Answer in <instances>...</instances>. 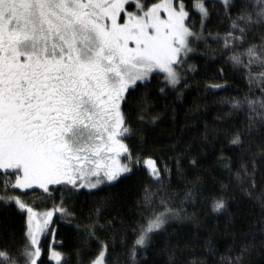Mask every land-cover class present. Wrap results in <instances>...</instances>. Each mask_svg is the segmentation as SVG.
<instances>
[{
    "label": "trees",
    "instance_id": "trees-1",
    "mask_svg": "<svg viewBox=\"0 0 264 264\" xmlns=\"http://www.w3.org/2000/svg\"><path fill=\"white\" fill-rule=\"evenodd\" d=\"M178 1L193 32L191 51L178 64L179 84L170 87L156 73L123 101L131 159L123 157L131 171L96 190L0 189L40 215L65 209L54 212L39 264H55L48 257L54 250L60 264H92L104 246L106 264H264V67L247 55L249 48L264 53L259 4L203 0V19L196 0ZM217 200L224 202L219 211ZM156 216L162 226L136 245ZM26 221V210L0 201V251L18 264Z\"/></svg>",
    "mask_w": 264,
    "mask_h": 264
},
{
    "label": "snow or ice",
    "instance_id": "snow-or-ice-1",
    "mask_svg": "<svg viewBox=\"0 0 264 264\" xmlns=\"http://www.w3.org/2000/svg\"><path fill=\"white\" fill-rule=\"evenodd\" d=\"M257 2V16L264 20V0ZM129 4L136 11H128ZM194 7L207 17L202 0ZM187 17L183 3L177 9L173 0L151 6L143 0H0V189L95 188L131 171L120 161L131 159L121 104L129 89L153 72L178 83L173 65L191 50L188 37L193 36ZM247 55L264 67V53L249 48ZM233 60L240 63L239 57ZM146 165L158 177L155 162ZM0 201L28 212L20 257L23 264H37L39 237L54 212L65 209L43 213L41 223L17 196L0 195ZM213 207L219 211L224 202ZM162 223L160 216L150 219L136 245L143 246ZM105 252L93 264H104ZM51 259L60 264L62 257L54 250ZM0 264L18 261L0 251Z\"/></svg>",
    "mask_w": 264,
    "mask_h": 264
},
{
    "label": "rangeland",
    "instance_id": "rangeland-1",
    "mask_svg": "<svg viewBox=\"0 0 264 264\" xmlns=\"http://www.w3.org/2000/svg\"><path fill=\"white\" fill-rule=\"evenodd\" d=\"M216 1L223 2V3H227V2H228V0H227V2H225V0H216ZM160 2H161V1H160ZM196 2H197V0L195 1V3H196ZM202 2H203V4H204V7L206 8V4H205V2H204L203 0H202ZM179 3H181V2L178 1V0H173V6L176 7L177 9H178V7H179ZM195 3H194V5H195ZM194 5H193V9H194L195 11H197V10L195 9ZM126 9H127L128 11H136L135 6H134L133 4L126 5ZM185 11H186V10H185ZM197 12H198V11H197ZM160 15H161V18H162V19H166V18H167L166 13H164L163 11L160 13ZM122 16H123V14H122ZM185 24H186V26H188V25H187V19L185 20ZM189 30H190V29H189ZM190 31H191V30H190ZM192 38H193V36L188 37V47H189L190 49H191V40H192ZM130 46H134V45H130ZM190 51H191V50H190ZM190 51L182 52V53L180 54V58H179V60L181 61V60H183V59H186L187 56H188V54L190 53ZM178 64H179V63L173 65V68L176 70L177 77H178V83H176L175 85L169 83L168 80L165 78V77H166V74H165V73H162V72H153V73H151V74L149 75V77H148L146 80H144V81L149 80L153 74L161 73V74H163V76H164L166 82L168 83V85H169L170 87H176V86L179 84V82H180V77H179V72H178ZM144 81H142V82H144ZM140 82H141V81H138L137 83H140ZM130 89H131V88H130ZM122 105H123V102H122V104H121V110H122ZM124 159H125V158H124L123 156L120 157V161H121V163H124ZM146 161H147V160H146ZM122 174H123V173H122ZM122 174H121V175H122ZM121 175H120V176H121ZM92 179H93V181L95 180V178H92ZM79 183H80V182L78 181L77 184L79 185ZM108 183H109V182L105 180L104 183H101L100 185H98V186L95 187V188L79 187V186H77V187H75V188L78 189V190H83V189H84V190H96V189L100 188V186L105 185V184H108ZM61 185H62V184H61ZM52 186H55V185H49L48 188H50V187H52ZM33 188H38V187H33ZM38 189L44 191V190L41 189V188H38ZM20 190H21V189H20ZM26 190H29V189H26ZM22 191H24V190H22ZM44 192H45V191H44ZM34 212H35V211H34ZM36 213H37V212H36ZM37 214H38V215H37V219H38V220L41 219L40 222L42 223V222H43V220H42V215H39V213H37ZM28 216H29V214H28V212H27V228H28ZM40 216H41V218H40ZM52 223H53V216H52V218H51V220H50V222H49L47 228L45 229L44 233L39 237V247H40V243H41V240H42L43 236L47 233V231H48L49 227L52 225ZM103 249H105V246L102 248V250H103ZM40 250H41V248H40ZM102 250H101V251H102ZM101 251H100V252H101ZM60 254H61V253H60ZM99 254H100V253H99ZM99 254H98V256H99ZM41 256H42V252H41ZM41 256H40V258L37 260V264H38L39 260L41 259ZM98 256H97V257H98ZM48 257L50 258V260L54 261L55 264H56V261L53 260V259H51V255H48ZM61 257H62V254H61ZM97 257H96V259H97ZM105 258H106V252H105V255H104V264H106ZM96 259H95V260H96ZM95 260H94V261H95ZM92 264H93V263H92Z\"/></svg>",
    "mask_w": 264,
    "mask_h": 264
},
{
    "label": "bare ground",
    "instance_id": "bare-ground-1",
    "mask_svg": "<svg viewBox=\"0 0 264 264\" xmlns=\"http://www.w3.org/2000/svg\"><path fill=\"white\" fill-rule=\"evenodd\" d=\"M203 19H204V18H203ZM203 19H202V20H203ZM64 213H65V211H64ZM40 218H41V216H40ZM40 220H41V219H40ZM26 222H27V221H26Z\"/></svg>",
    "mask_w": 264,
    "mask_h": 264
}]
</instances>
